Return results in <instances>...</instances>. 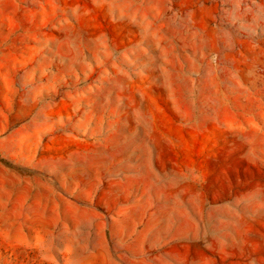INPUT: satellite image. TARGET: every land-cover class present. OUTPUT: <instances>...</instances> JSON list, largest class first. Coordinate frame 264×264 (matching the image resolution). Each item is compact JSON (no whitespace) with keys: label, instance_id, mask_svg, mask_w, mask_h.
Returning a JSON list of instances; mask_svg holds the SVG:
<instances>
[{"label":"rangeland","instance_id":"374dc122","mask_svg":"<svg viewBox=\"0 0 264 264\" xmlns=\"http://www.w3.org/2000/svg\"><path fill=\"white\" fill-rule=\"evenodd\" d=\"M0 264H264V0H0Z\"/></svg>","mask_w":264,"mask_h":264}]
</instances>
